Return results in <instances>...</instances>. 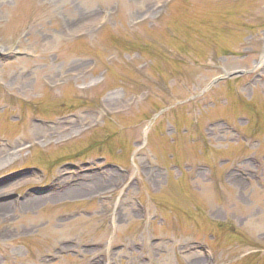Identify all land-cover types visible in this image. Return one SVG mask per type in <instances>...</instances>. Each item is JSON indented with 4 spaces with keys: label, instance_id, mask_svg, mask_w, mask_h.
Instances as JSON below:
<instances>
[{
    "label": "rangeland",
    "instance_id": "374dc122",
    "mask_svg": "<svg viewBox=\"0 0 264 264\" xmlns=\"http://www.w3.org/2000/svg\"><path fill=\"white\" fill-rule=\"evenodd\" d=\"M0 264H264V0H0Z\"/></svg>",
    "mask_w": 264,
    "mask_h": 264
}]
</instances>
